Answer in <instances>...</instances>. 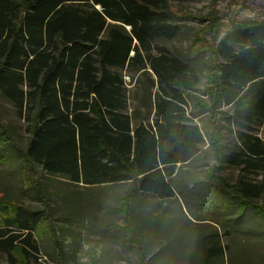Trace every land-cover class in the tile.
<instances>
[{
    "label": "trees",
    "instance_id": "1",
    "mask_svg": "<svg viewBox=\"0 0 264 264\" xmlns=\"http://www.w3.org/2000/svg\"><path fill=\"white\" fill-rule=\"evenodd\" d=\"M186 1L0 0V95L29 134L19 149L0 115V158L21 152L23 176L39 195L36 166L88 188L126 185L119 210L133 233L136 194L178 198V164L190 163L205 143L190 102L212 115L213 185L233 187L217 168L264 169V138L233 129L264 123V19L235 25L217 45L214 87L201 91L196 69L157 44L179 35L173 9ZM226 129L239 151H227ZM180 147L195 151L183 159ZM234 187L264 215V182L242 177ZM47 205L32 211L0 198V250L9 264H18L17 250L25 259L39 253L35 233Z\"/></svg>",
    "mask_w": 264,
    "mask_h": 264
},
{
    "label": "rangeland",
    "instance_id": "2",
    "mask_svg": "<svg viewBox=\"0 0 264 264\" xmlns=\"http://www.w3.org/2000/svg\"><path fill=\"white\" fill-rule=\"evenodd\" d=\"M173 11L181 32L173 40L157 44L196 69L202 91L214 87L212 65L217 45L235 25L263 20L264 0H188ZM188 113H194L205 143L190 163L180 165L174 182L178 198L136 194L132 205L134 233L119 210L126 185L88 188L50 177L36 166L34 177L43 186L39 195L33 181L23 176L21 152H8V161L0 158V198L32 211L44 210L50 204L48 218L35 233L39 253L25 259L17 250L18 264H264V215L244 204L234 192L242 177L263 183L264 169L246 170L245 164L217 168V178L233 187L226 192L213 185L208 178L212 166L217 167L209 140L214 128L212 115L203 108L195 109L192 102ZM0 115L15 144L24 150L29 140L26 122L1 95ZM233 129L264 138V123L248 128L234 125ZM224 134L227 151H239L234 133L226 129ZM194 151L179 148L183 159ZM257 201L263 203L262 198ZM0 264H9L1 250Z\"/></svg>",
    "mask_w": 264,
    "mask_h": 264
},
{
    "label": "crops",
    "instance_id": "3",
    "mask_svg": "<svg viewBox=\"0 0 264 264\" xmlns=\"http://www.w3.org/2000/svg\"><path fill=\"white\" fill-rule=\"evenodd\" d=\"M181 148H182V147H181ZM177 153H178L179 157H180V158H182V157L180 156V153H179V148H178V151H177ZM196 156H197V155H196ZM196 156H195V157H196ZM195 157H193V158H195ZM193 158H191L189 161L193 160ZM181 163H182V162H181ZM181 163H179V164H178V166H180V165H181Z\"/></svg>",
    "mask_w": 264,
    "mask_h": 264
}]
</instances>
